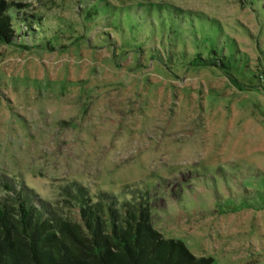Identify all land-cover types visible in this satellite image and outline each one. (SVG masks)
<instances>
[{
	"label": "rangeland",
	"instance_id": "374dc122",
	"mask_svg": "<svg viewBox=\"0 0 264 264\" xmlns=\"http://www.w3.org/2000/svg\"><path fill=\"white\" fill-rule=\"evenodd\" d=\"M4 1L0 200L145 198L193 255L264 264V0Z\"/></svg>",
	"mask_w": 264,
	"mask_h": 264
},
{
	"label": "trees",
	"instance_id": "16d2710c",
	"mask_svg": "<svg viewBox=\"0 0 264 264\" xmlns=\"http://www.w3.org/2000/svg\"><path fill=\"white\" fill-rule=\"evenodd\" d=\"M20 6L0 0V43L15 42L13 20L21 18L12 10ZM148 204L105 194L92 200L77 188L58 205L13 190L0 200V264H215L162 237Z\"/></svg>",
	"mask_w": 264,
	"mask_h": 264
}]
</instances>
